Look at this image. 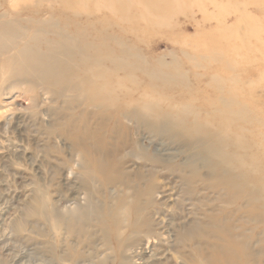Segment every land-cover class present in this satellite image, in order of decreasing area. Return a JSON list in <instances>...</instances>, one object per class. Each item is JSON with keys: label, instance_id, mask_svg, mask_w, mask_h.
<instances>
[{"label": "rangeland", "instance_id": "obj_1", "mask_svg": "<svg viewBox=\"0 0 264 264\" xmlns=\"http://www.w3.org/2000/svg\"><path fill=\"white\" fill-rule=\"evenodd\" d=\"M1 1L8 8L10 0ZM13 1L51 12L70 2ZM109 1L99 0L106 10L98 18L110 24L98 31L101 38L85 33V25L80 39L105 44V33L118 44L108 42L115 57L131 50L118 61L135 55L125 62L130 73L117 69L121 90H114L117 103L128 107L120 115L146 118L139 127L134 118L123 121L136 129L131 142L141 147L130 145L108 162H96L97 151L86 149L89 160H82L63 133L71 116L86 113L68 104L75 94L57 97L60 88L25 78L5 81L12 53L0 54L6 62L0 65V262L264 264V16L242 8L241 0H123L118 13ZM93 4H72V12L90 13ZM245 12L248 30L239 18ZM41 13L40 19L51 16ZM51 18L55 27L45 28L46 40L57 42L63 32L73 38L59 14ZM148 73L165 77L149 80ZM115 110L107 104L87 111ZM156 116L168 118L158 130L149 126ZM118 133L110 138L115 145ZM144 222L148 227L132 231ZM227 237L244 243L248 255L232 253Z\"/></svg>", "mask_w": 264, "mask_h": 264}, {"label": "bare ground", "instance_id": "obj_2", "mask_svg": "<svg viewBox=\"0 0 264 264\" xmlns=\"http://www.w3.org/2000/svg\"><path fill=\"white\" fill-rule=\"evenodd\" d=\"M12 1L13 0L9 1L10 5ZM117 1L111 0L106 4V6L113 9L111 11H115L116 13L124 11L123 3L125 2H123V0H120V2ZM208 1L209 0H205V2ZM241 1L243 2L240 5L242 8L246 9L253 7V10L264 16V8H261L264 6V0H262V2L259 0H255V2H247V0ZM15 2L16 1H13V4L11 6L8 5V8H6L4 6V2L0 0V54L3 55V53L7 50L12 53L6 61L8 65V76L5 81L11 78L20 81V78H25L29 80V83L35 86H37V82H39L40 84H46L55 89L60 88V90H57V97L64 96L63 93L75 94L74 98H67V101H69L68 104H77V110L80 108L81 110L84 109L86 113L85 115L81 116V118H85L81 119L79 117L82 114L81 112L79 113V116H71L69 118L70 122L67 124L66 128L63 129V133L68 135L69 142L72 147L82 150V160H86V162L89 160V158L84 157V154L87 153H83V151H86V149H95L97 151L95 155H92V158H95L96 162L111 161L117 155L119 156L121 152L128 149L130 145H135L134 147L140 149L141 146L138 145V141L133 143L131 142L132 137L130 134H134L136 129L133 130L131 127L126 126L124 122L128 123L129 121L134 120V125L139 127L147 122L146 118L145 116H135L134 114H127L125 116L120 115V110L125 112L124 110H126L128 107L123 102L121 105L117 103L119 95H117V92L114 90V88L116 90H121L118 81L115 80L117 78V69L121 68L125 74L130 73L132 70V65L125 62L130 58L132 59L135 57V55L130 54L128 55V58L118 61L121 59V57L126 56L131 50H126L125 52L121 51L120 58L115 57L116 55L113 53V50L111 51L109 48V43L111 44V42H114L116 44V41L112 39L111 35L109 36L105 33H103L104 39L106 38L105 44H98L97 41H94V44L91 43L90 45L86 46L80 39L81 36H85L80 34L81 28L85 25L89 27L88 29L84 30L85 33L89 32L87 33L89 36L101 38L98 31L101 32L107 25H110L109 23L105 24L98 18V14H100L101 11L106 10L105 4H100L99 0H70L71 3L68 2L66 5L60 3L58 4V8L53 9L51 12L50 7L47 9H42V7L39 8L40 3L33 4V6H28L18 5ZM74 2L76 3V6L80 8H83L86 5V2L94 3L93 9H91L92 12L89 13L87 11L81 14H75L72 12V4H75ZM216 5L217 4H214L213 7ZM222 6L223 5L218 6L217 8L220 9ZM41 11L46 13L44 15H49L47 13H51V16L59 14L62 17L60 20L67 22L65 31L74 32V34H72L73 38L69 37L66 32H63L59 33L60 38L57 39V42H53V38L48 39L49 37L46 40L45 37L47 36V32L45 28L48 27V30H51L55 27V23L51 16L49 19L38 18L43 15ZM248 15L249 14L246 13L239 17L241 20H243L246 30H248L252 25V21ZM210 17L213 18V15L211 14ZM259 33L260 32H257L255 35L258 36ZM55 35L53 37H55ZM21 36L27 37V39H24V43L23 41H19ZM39 45L44 47V52L38 50ZM98 48L107 51V53L99 52ZM122 48L124 47L120 46L121 50ZM2 55L0 57V60H2L0 65L1 67H3V65L6 67V62L4 58L2 59ZM119 62L123 63V65H119ZM11 71L13 72L12 74ZM147 75L149 80H164L165 77V75L162 73H148ZM107 104H111L112 107L115 105L116 110L114 113H104L106 111H103L101 114H93L87 111L88 109L100 110L101 108H105ZM231 104L233 103L231 102ZM76 109L75 111H77ZM153 119L156 120V123H149V126L157 130L158 128L156 125L160 126L168 122L167 117L156 116L153 117ZM76 121H79L80 124H77ZM74 123L77 124L76 127L74 126ZM71 127L76 130L75 134L69 133ZM164 129L165 130L163 132L172 131L169 128ZM116 132H119L118 134L123 135L121 142L118 145H115V142H113L114 140L110 142L111 135H114ZM213 136H215L216 140L223 139L218 134H214ZM193 138L194 137H192L191 144L195 142V139ZM260 139H263V136H261ZM32 209L35 210L36 207L32 206L31 210ZM113 226H115V224H113ZM146 227L148 226L145 222L141 226H139L137 223H133L131 225L132 231H138L140 228ZM236 240L234 238L231 239V237H227L226 246L232 245L234 249L232 253H235L237 257H244L248 255V250L246 249L244 243L238 242ZM254 245L256 244H253L252 248L249 249L251 250L249 253H252V251L255 250L256 246ZM56 261L59 263H68V261H64L62 259H59V261L56 259ZM0 264L2 263L0 262Z\"/></svg>", "mask_w": 264, "mask_h": 264}]
</instances>
